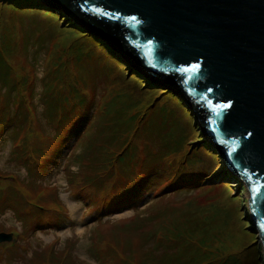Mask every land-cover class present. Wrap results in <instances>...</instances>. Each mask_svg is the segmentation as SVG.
<instances>
[{
  "label": "trees",
  "instance_id": "1",
  "mask_svg": "<svg viewBox=\"0 0 264 264\" xmlns=\"http://www.w3.org/2000/svg\"><path fill=\"white\" fill-rule=\"evenodd\" d=\"M49 1L46 2L57 10L42 7L37 4V0H0V16L5 12L6 6L20 13L25 11L44 13L49 18L60 22L64 21L60 17L61 13H64L65 18L69 20V23L64 25V32H77L78 36L90 37L97 45L114 56L121 70L132 68L130 67L132 64L134 69L132 68L131 75L146 79V86L153 87L155 85L153 82L167 85L169 88L155 86V89L162 91L160 95H165L185 110L183 124L177 123L174 127L170 125L167 132H161L164 126L168 125L166 122L159 123L155 117H147L143 113L137 118L135 114H131L122 122L110 115L111 120L109 122L101 120L99 127L111 135L105 138L101 136L91 138L85 146H80L82 147L81 152L74 153L77 167L69 172L70 192L76 198L86 200L87 205H92L95 209L93 217L98 220L99 228L96 233L98 239L94 244L98 251L101 244L105 250L98 258L103 260V264H264L259 233L256 231L258 229H255L251 218L248 217V209L241 206L242 195L241 197L225 195V199L230 203L226 209L222 208L218 200L203 201L195 195L177 201L161 199L156 204L158 206L155 207L154 204L148 208L155 214L150 215L149 213L146 216L138 214L128 219V224H131L128 226V232L131 237L133 235L132 238L120 235L121 230L118 224L124 223L121 219L105 227L111 219H103L104 216L116 213L118 207L124 204L134 207L135 205L131 202L138 195V189L143 184L146 187L151 186L156 177L160 175L162 176L160 181L165 180L166 184L168 183L163 188V193H166L172 191V188L187 190L195 188L200 182L212 176L213 171H216L218 167L225 168L222 160L225 144L217 141L211 142L204 136L199 119L200 103L189 95L182 78L172 73L157 75L158 73L151 69L148 62L129 43L128 47L118 50L112 45L113 36L108 32L96 33L91 29V26L96 25L81 18L83 10H77L75 2L68 0L64 4L58 0ZM70 26H73L72 29L67 28ZM113 49L120 53L126 61L116 57L112 53ZM0 54V129L4 130L6 126H15L19 120L25 121L29 118L28 116L17 117L18 109H22L26 114L23 105L24 103L27 105L28 96L25 95L27 97L25 102L23 99L17 101L13 91L14 86L10 80L9 69L11 70V67L7 62L6 64L2 62L3 54L2 52ZM51 57H53V63H57L56 67L58 65L61 67V73L59 71L54 73V77L58 79V85L61 87L63 86L62 81H66L74 101L70 110L65 107L59 109L58 104L51 107V111L53 109L59 111L56 112L58 123L54 129V137H57L55 154L56 152L61 153L62 147L67 145L64 140L68 137L69 130L74 127L76 121L83 118L81 112L83 114L85 112L81 109V112L76 111L77 104L83 106L86 101L90 103V88L78 86L77 81L83 80L82 74L77 78L76 75L71 76L63 72L65 69L64 55L62 58H58L57 54ZM16 75L18 77L12 79L14 85L21 88L20 96L22 97L23 89L27 86L33 87L34 73L21 71ZM47 76L48 73L42 76L44 83V78ZM48 90L49 93L46 95L53 96V93H50L52 89ZM107 104L105 102L104 105ZM28 123L27 132L32 129L30 119ZM26 131L23 134H26ZM154 133L161 134L159 150H154V147L147 145L146 138ZM35 135L39 136L37 132L33 136ZM202 138L205 139L202 140ZM25 139V136H19L15 143L24 156L28 153ZM40 139L43 140L42 137ZM140 143L145 146L142 152L139 150ZM222 173H225L222 174L224 180L232 177L226 169ZM216 177L218 176L213 178ZM10 180L5 177V174L0 173V185H8ZM229 183L226 181L223 183L224 189H229ZM240 183L243 186L242 190H248L243 180ZM153 186L156 188V183ZM204 187H213V184L207 183ZM132 190L135 191V197H128V193ZM38 191H45L40 197L50 198L49 207L34 203L27 192L23 193L22 199L17 201V213L18 210H24L28 205L35 218L42 215L41 217L46 219L43 213H48L46 216L51 219L53 215L55 219L63 217L61 212L56 214L52 211L54 208H59L54 204V199H59L56 195L57 191L47 187L33 189L34 194ZM163 193L157 194L163 196ZM225 210L232 212L229 214V211ZM244 215L247 217L245 218ZM153 223V226L148 225ZM105 229H108L109 236H105ZM0 231H3V228L0 227ZM149 243L152 244V249L145 248ZM18 244L19 242L15 240L4 241L0 243V247L2 245V250H7L9 255L13 246ZM47 246H49L47 251L45 248L36 250L28 264H69L68 262H72L74 257L70 255L69 245L61 251L54 249L53 242ZM155 250L163 251L156 254ZM0 255L3 256L2 251Z\"/></svg>",
  "mask_w": 264,
  "mask_h": 264
},
{
  "label": "rangeland",
  "instance_id": "2",
  "mask_svg": "<svg viewBox=\"0 0 264 264\" xmlns=\"http://www.w3.org/2000/svg\"><path fill=\"white\" fill-rule=\"evenodd\" d=\"M40 5L57 10L43 0ZM4 11L0 16L2 62L5 64L7 62L11 67V70L9 69L10 80L14 86L13 91L17 101L23 99L25 102L26 96H28L27 105L25 103L23 105L26 114L22 109H18L17 117L28 116L29 118L25 121L19 120L15 126L9 125L4 130L0 129V173L11 179L10 182L8 181L10 184L0 185V227L5 232L13 230L16 241H19L18 245L13 246L9 255L7 250H2L1 245L0 251L3 256L0 255V264H28L36 250L45 248L47 251L49 246L46 247V245L52 242L57 251L63 250L67 245L70 246V255L74 258L72 262H68L69 264H103V260L98 258L105 251L103 245L101 244L98 251L94 244L98 239L96 233L99 228L98 220L93 217L95 209L92 208V205L88 206L86 200L78 199L70 192L69 172L77 167L74 153L81 152L82 147L80 146H85L91 138L99 136L105 138L111 135L99 127L101 120L104 119L105 122L111 120L110 115L122 122L131 114H135L137 118L139 114L143 113L147 117H155L159 123L166 122L168 125H165L161 132H167L170 125L174 127L177 123L183 124L185 110L165 95H160L162 91L159 92L155 89V86H167L158 83H156L158 85L154 83L153 87L146 86V79L131 75L132 72H129V69L121 70L114 56L97 45L90 37L78 36L77 32H64V25L69 23V20H65L68 18H65L64 13H61L62 17L60 16L64 21L60 22L39 12L20 13L7 6ZM71 27L73 26L67 28L72 29ZM53 54H57L58 58H62L64 55L65 69L63 72H67L71 76L76 75L77 78L82 74L85 82L79 79L78 86L90 88V103L86 101L83 106L77 104L76 111L83 110L85 112L84 114L81 112L83 118L76 121L74 127L69 130L68 137L64 140L67 145L62 147L61 153L56 152L55 154L57 137H54V129L58 123L56 112L59 111L56 109L51 111V107L58 104L59 109L65 107L70 110L74 101L67 82L63 80V86L60 87L58 79L54 77V73L62 71L59 65L56 67L57 63H53V57H51ZM55 60L57 61V59ZM21 71L34 73L33 87L27 86L26 89H23L22 97L20 96L21 88L14 85L13 81L18 77L16 74ZM47 73L48 76L44 78V83L42 76H46ZM49 88L52 89L50 93L52 92L53 96L46 95L49 93ZM105 102L108 103L106 106ZM29 119L32 121V129L27 132ZM25 131L27 133L23 134ZM36 132L39 136H33ZM19 136L26 138L28 147L26 156L17 149V144H15ZM160 136L159 133L151 134L146 138L147 145L154 147V150H159ZM204 139L202 138V140ZM143 148L145 146L140 143V152ZM224 169L226 167H218L216 171H213L212 176L200 182L195 188L189 190L172 188V191L166 193H163V188L168 183L166 184L165 180L160 181L162 179L160 175L154 181L156 188L153 186L154 183L149 187L143 184L138 189L136 197L134 190L129 192L128 197H135L131 202L135 206L124 204L118 207L116 213L104 216V219L107 217L111 219L105 227L114 224L115 220L121 219L124 223L118 224V228L121 230L120 235L131 237L128 232V226L131 225L128 224V219L138 214L141 216H146L149 213L150 215L155 214L148 208L154 204L155 207L158 206L156 204L161 199L177 201L191 195H195L203 201L218 200L223 209H226L230 204L225 199V195H242L241 206L248 209L247 190H242L243 186L240 183L242 178L232 175L226 169L232 177L224 180L222 177V174H225L222 173ZM161 173L163 172L161 171ZM214 176L218 177L213 178ZM225 181L230 182V187L227 190L223 185ZM207 183L213 184V187H204ZM44 187L54 188L57 191L56 195L59 199L55 198L54 204L59 208H54L52 211H55L56 214L61 212L62 218L55 219V215L52 216V219L48 218L46 216L48 213H43V215L49 220L41 217L42 215L35 218L28 205L24 210H18L17 213V201L21 200V195L27 192L34 203L49 207L50 198L40 197L41 193L45 191L33 193L34 188ZM137 210L138 212H136ZM231 212L230 210L229 214ZM26 215L27 217H25ZM244 217L247 216L244 215ZM248 217L253 220L250 213ZM148 225L153 226L154 223ZM107 230L105 229V236L109 234ZM102 232L104 233V231ZM260 246L261 252H263L261 242ZM146 247L152 249V244L149 243ZM162 251L155 250L156 254Z\"/></svg>",
  "mask_w": 264,
  "mask_h": 264
},
{
  "label": "water",
  "instance_id": "3",
  "mask_svg": "<svg viewBox=\"0 0 264 264\" xmlns=\"http://www.w3.org/2000/svg\"><path fill=\"white\" fill-rule=\"evenodd\" d=\"M71 1L118 50L129 43L157 75L184 80L204 136L225 144L226 169L248 187L264 260V0Z\"/></svg>",
  "mask_w": 264,
  "mask_h": 264
},
{
  "label": "snow or ice",
  "instance_id": "4",
  "mask_svg": "<svg viewBox=\"0 0 264 264\" xmlns=\"http://www.w3.org/2000/svg\"><path fill=\"white\" fill-rule=\"evenodd\" d=\"M133 19H135V17H133ZM193 68H196V67H198V65H193L192 66ZM226 106V105H225ZM255 190V189H254Z\"/></svg>",
  "mask_w": 264,
  "mask_h": 264
},
{
  "label": "bare ground",
  "instance_id": "5",
  "mask_svg": "<svg viewBox=\"0 0 264 264\" xmlns=\"http://www.w3.org/2000/svg\"><path fill=\"white\" fill-rule=\"evenodd\" d=\"M256 228V227H255ZM257 229V228H256Z\"/></svg>",
  "mask_w": 264,
  "mask_h": 264
}]
</instances>
